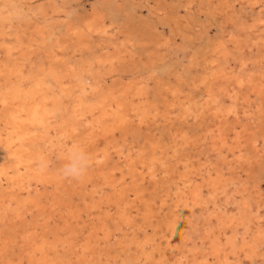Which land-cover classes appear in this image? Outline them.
Instances as JSON below:
<instances>
[{"label":"bare ground","instance_id":"obj_1","mask_svg":"<svg viewBox=\"0 0 264 264\" xmlns=\"http://www.w3.org/2000/svg\"><path fill=\"white\" fill-rule=\"evenodd\" d=\"M19 1L0 0V264H264V196L241 181L264 162V18L184 56L188 79L169 63L175 31L143 40ZM149 120L166 141L129 145ZM72 144L94 160L81 181L57 172Z\"/></svg>","mask_w":264,"mask_h":264},{"label":"rangeland","instance_id":"obj_2","mask_svg":"<svg viewBox=\"0 0 264 264\" xmlns=\"http://www.w3.org/2000/svg\"><path fill=\"white\" fill-rule=\"evenodd\" d=\"M20 1L22 2V4ZM20 1H19V6L25 7L24 2H23L25 0H20ZM29 2L31 4L30 5L31 7H35L36 5H38L40 3L46 4V6L49 7L50 3L52 2L53 5H55V6L57 5L61 10L64 9L63 12L64 11L68 12L72 17H75V18L77 16L81 17L82 15L86 16V15H91L93 13L96 14V12H97L99 18H103V19H105V21L108 20V21H106L107 24L110 21H112L114 24L113 25L114 27L116 26V27H119L120 29H122L123 31L126 30L128 32H132L133 34L139 36L140 38L143 37L142 38L143 40L149 39V37H150V39L152 41H155L157 38L162 39V38H164V35H165V37H167L168 34L175 31L174 34L176 35V43H178L180 45L181 48L180 47L179 48L182 50V52L179 51L180 49L178 47L173 49L172 51H170L168 53L169 63L172 67L171 69H173L172 72H174V71L184 72L187 75L188 79L189 78L191 79L192 77L194 78L193 74L194 75L196 74L197 76H195V78H197L199 71L196 70L198 72V73H196L194 68H187V66H186L187 62L185 61L184 56L188 57L190 55V53L195 52V53H198L200 56H202V59H203L209 50L207 48L208 47L210 48L211 43L214 42L213 41L214 38H216V40H217L221 36L220 33L222 34L225 31H227V29H226L227 27H228V29H230V23L232 22L233 19H234L233 21H235L236 24H240V22L241 23L242 22L251 23L253 21H257L259 17L264 18V0H259V1H257V3L255 0H252V2H250L248 0H233V1L232 0H64V1L63 0L62 1L61 0H55V1L54 0H30ZM226 2H227V4H226ZM36 3H38V4H36ZM258 3H260V4H258ZM92 4H93V6H92ZM201 4H203V5H201ZM91 6L94 8H92ZM99 6H101V7H99ZM202 6H204V7H202ZM22 7L19 9H22ZM86 13H88V14H86ZM210 15L212 18L210 17ZM229 17H231V18H229ZM24 19H27V16H25ZM169 21H171V22H169ZM224 21H225V23H224ZM112 22H110V23H112ZM117 24H119V26ZM223 24H225V25H223ZM206 26H208V27H206ZM210 26H211V28H210ZM192 28H193V30H192ZM202 28H205V30L202 31ZM221 28H223V29H221ZM189 29L192 32H190ZM176 31L177 32L179 31L178 33H180L182 35H180V34L178 35V33ZM206 31H208V32H206ZM194 34H196V35H194ZM187 35L190 36L189 37L190 39L186 38V37H188ZM202 35H203V37H202ZM197 36L200 38L198 39ZM182 41H184V42H182ZM179 45H177V46H179ZM185 45H187V46L185 47ZM183 47H185V48H183ZM192 47L194 48V51H193ZM141 50L144 52L145 47L143 48V46H142ZM189 50H191V51H189ZM176 52H177V54H176ZM178 52H180V53H178ZM254 54L258 55V54H260V51L258 49H256L254 51ZM172 57H174V58H172ZM182 60H184V61H182ZM176 69H178V70H176ZM186 72H188V74ZM125 74L127 76H124L125 77L124 81L127 82L130 79V77L132 78L133 74H132V72H127V73L125 72L123 75H125ZM162 77L163 76H160L158 78L160 82L158 81V79H154L152 84L150 85L149 89L146 90V94H147L146 98L147 99L150 98L152 103H154V102L157 103L160 101V93H161V90L163 89L164 81L167 82V80L170 81V79H171V78H167V77H163L164 78L163 79ZM166 78H167V80H166ZM161 80H163V84L161 83ZM111 81H112V78H109L108 83H111ZM156 81H158V82H156ZM187 81H189V80H187ZM157 83H158V85H157ZM155 85H157V86H155ZM159 86H162V87L159 88ZM156 90L158 92L160 91L159 95H157L158 92H155ZM251 93L252 94L249 95L251 97V100L253 98V100L255 99V102H257L258 97L256 96V93L255 92H251ZM150 99H148L149 102H150ZM147 123H144V124H142L143 126L140 125L139 127L135 126L136 125L135 124L132 129H129L130 133L135 136L134 137L133 135L128 134V136L126 138L128 139L127 141L129 143V145L134 144L133 146H137V144H139V141H140V144L141 143L143 144L145 139L146 140L151 139L152 136H153L152 139H154V137H155V140L157 142L163 141V140H164L163 142L166 141L167 136L165 135V131L167 130L166 129L167 127L165 126V124L162 121H158V123L157 122L154 123L152 121V124H151V121L149 120V121H147ZM151 125H153L154 127ZM162 126L164 129L161 130L160 128H162ZM152 129L154 131H152ZM155 130H157V131H155ZM148 133H150V134H148ZM152 133H153V135H152ZM160 134H161L160 137H162L163 139L160 138V140H158L159 139L158 137ZM136 136H138V137H136ZM131 138H134V139L131 140ZM138 138H139V140H138ZM255 165H254V167H256V169L253 167L252 170L248 169L249 170L248 171L246 168V170H245L246 172L241 175L242 176L241 181H248L251 184V186H253V187L256 186L255 187L256 189L258 187H259V189L261 188L260 189L261 196H264V162H261L258 164L255 163ZM253 169H255V171ZM144 186H145V184H144ZM237 196H238V202L240 203V201H239L240 194H237ZM240 199H241V196H240ZM233 200H234V198H233ZM263 201H264V199H263ZM234 205H236V203ZM247 206L249 208L253 207V206H251V204H249ZM229 208L234 213H237V211H238L233 206L232 203H231V205H229ZM244 208H245V206H244ZM261 211H263V209ZM245 212H246L245 213L246 216L243 217L242 221H244L246 219L248 220V217H249L248 214H250V212L249 211H245ZM149 243L152 245V247H155L153 242L149 241ZM149 248L151 249V247H149Z\"/></svg>","mask_w":264,"mask_h":264},{"label":"clouds","instance_id":"obj_3","mask_svg":"<svg viewBox=\"0 0 264 264\" xmlns=\"http://www.w3.org/2000/svg\"><path fill=\"white\" fill-rule=\"evenodd\" d=\"M61 163L57 169L58 175L66 180L81 181L83 180L93 166L94 160L86 149L78 144L70 145L65 153L61 156ZM36 170L44 172L51 166V161L45 154H40L36 158Z\"/></svg>","mask_w":264,"mask_h":264}]
</instances>
